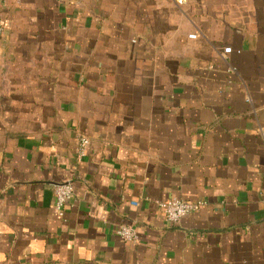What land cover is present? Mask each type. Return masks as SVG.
Masks as SVG:
<instances>
[{"label": "crops", "instance_id": "0c3cea01", "mask_svg": "<svg viewBox=\"0 0 264 264\" xmlns=\"http://www.w3.org/2000/svg\"><path fill=\"white\" fill-rule=\"evenodd\" d=\"M0 7V264H264V0Z\"/></svg>", "mask_w": 264, "mask_h": 264}, {"label": "built area", "instance_id": "2783aa9c", "mask_svg": "<svg viewBox=\"0 0 264 264\" xmlns=\"http://www.w3.org/2000/svg\"><path fill=\"white\" fill-rule=\"evenodd\" d=\"M173 1L177 6L182 7L187 3V0H168ZM5 32V26L2 18V12L0 7V40ZM197 36L195 34L189 35V39L194 40ZM233 53L231 47H225L223 50L224 56H229ZM229 72L238 74L237 68L230 65ZM90 146V140L81 136L79 138L78 146L76 149L77 157L79 159L84 158L87 155L88 148ZM75 193V186L73 181H68L66 183L58 184L54 186V196H55V206L54 211L58 217H64L65 209L68 203L72 200ZM205 202H191L183 199H169L158 203L159 208L163 211L165 219L168 223L172 225H177L179 222L192 214L199 212L204 206ZM137 206V204H134ZM118 236L126 242L137 243L139 235L137 231L130 226H121L117 230Z\"/></svg>", "mask_w": 264, "mask_h": 264}]
</instances>
